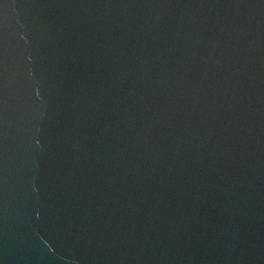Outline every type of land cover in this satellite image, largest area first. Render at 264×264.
<instances>
[{"label": "water", "instance_id": "1", "mask_svg": "<svg viewBox=\"0 0 264 264\" xmlns=\"http://www.w3.org/2000/svg\"><path fill=\"white\" fill-rule=\"evenodd\" d=\"M0 264H264V0H0Z\"/></svg>", "mask_w": 264, "mask_h": 264}]
</instances>
